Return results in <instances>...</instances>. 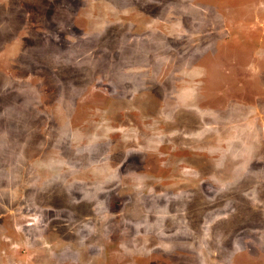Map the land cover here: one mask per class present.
Wrapping results in <instances>:
<instances>
[{
    "label": "rangeland",
    "instance_id": "rangeland-1",
    "mask_svg": "<svg viewBox=\"0 0 264 264\" xmlns=\"http://www.w3.org/2000/svg\"><path fill=\"white\" fill-rule=\"evenodd\" d=\"M0 264H264V0H0Z\"/></svg>",
    "mask_w": 264,
    "mask_h": 264
}]
</instances>
